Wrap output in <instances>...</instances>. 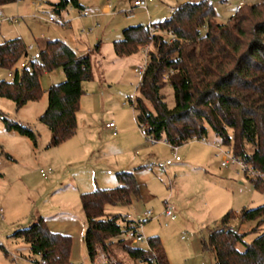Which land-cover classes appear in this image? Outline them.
<instances>
[{"label":"rangeland","instance_id":"1","mask_svg":"<svg viewBox=\"0 0 264 264\" xmlns=\"http://www.w3.org/2000/svg\"><path fill=\"white\" fill-rule=\"evenodd\" d=\"M55 1L17 0L4 5L0 9L5 18L0 22V43L22 37L27 45L33 43L40 50L49 40L62 39L80 55L93 52L94 79L84 82L77 133L58 146H49L51 133L40 116L49 105L47 89L65 79L62 67L42 74L45 92L39 100L17 108L13 100L0 97L1 112L38 134L35 146L31 138L7 130L0 119V264L41 261L23 238L13 236L39 215L48 218L52 231L72 235L73 264H98L90 259L85 243L87 224L81 194L114 188L120 182L118 172L134 169L143 197L135 198L130 205H110L108 210L141 217L152 210L155 218L145 222L144 233L148 237L161 236L168 264H214L215 255L205 250L204 242L229 210L239 213L230 224L238 231L248 232L247 242L264 233V224L252 231L257 222H242L240 218L243 208L264 204V191L255 188L252 176L242 170L239 162L221 164L219 149L211 143L218 142L234 154L212 129L206 136L210 144L190 140L179 146V163L170 165L167 171L150 168L152 163L172 158L174 151L166 141L152 143L136 123L130 99L140 94L141 78L134 69L143 64L144 50L125 57L115 52L114 41L123 38L126 27L157 23L170 17L183 2L201 0H154L148 10L137 8V18L131 20L125 16L129 15L133 0H80L84 9L69 7L61 13L52 7L51 2ZM211 1L217 21L226 23L239 7L260 0ZM108 4L111 10L106 12L104 7ZM85 9L90 15L81 13ZM143 48L150 50L149 46ZM17 67L21 68L20 62ZM15 69L0 66V80H12ZM161 93L173 108L172 85L164 84ZM112 121L117 126L116 135L107 127ZM42 168L52 169L46 178L41 174ZM167 202L175 207L173 221L164 215ZM239 248L245 249L243 245ZM113 258L125 264H145L118 249Z\"/></svg>","mask_w":264,"mask_h":264},{"label":"trees","instance_id":"2","mask_svg":"<svg viewBox=\"0 0 264 264\" xmlns=\"http://www.w3.org/2000/svg\"><path fill=\"white\" fill-rule=\"evenodd\" d=\"M15 1L0 0V9ZM51 5L59 13L69 7L84 9L80 0H56ZM168 30L176 35L174 40L165 33ZM145 46L150 50L138 86L140 94L130 102L146 137L180 146L195 136H208L212 129L237 159L258 172L251 181L256 189L264 191V0L239 7L226 23L217 21L211 0L186 1L167 19L150 25H130L124 29L123 38L114 41L119 57L137 53ZM26 47L22 37L0 43V66L16 68L12 80H0V97L13 100L17 108L39 100L45 92L42 74L62 67L65 79L47 89L49 105L40 116L51 132L49 146L61 145L77 133L84 82L94 79L93 52L80 55L62 39L49 40L39 50L40 59L18 68ZM166 72L168 79L163 78ZM167 83L174 89L173 108L161 93ZM0 119L7 130H15L38 145V134L31 127L1 111ZM117 177L120 182L114 188L81 194L90 259L95 262L100 249L114 264H125L113 258L118 249L145 264H168L160 235L148 237L150 248L133 245L125 237L129 228L125 215L108 210L110 205H130L142 195L133 170L120 171ZM238 214L229 210L220 224L209 231L205 250L214 253V264H264V233L247 242L248 232L238 231L230 224ZM240 218L242 222L256 221L252 231L258 230L264 224V204L243 208ZM13 236L23 238L47 264H73L72 235L52 231L42 215L18 228Z\"/></svg>","mask_w":264,"mask_h":264},{"label":"built area","instance_id":"3","mask_svg":"<svg viewBox=\"0 0 264 264\" xmlns=\"http://www.w3.org/2000/svg\"><path fill=\"white\" fill-rule=\"evenodd\" d=\"M151 1L152 0H133V4L135 7L147 9L149 2H151ZM81 13L83 15H87V14H89V11L83 10ZM3 19H5V18L2 15H0V21H2ZM9 20H12V19H9ZM52 20H53V18H50V21H52ZM152 31L158 32V30L156 28H152ZM165 33L171 37V40H174L176 37V35L171 30L165 31ZM36 47L37 46L33 43L27 45L26 54L22 57V59L20 61V67L21 68L27 66L31 62V60L40 59L41 54H40V51L36 49ZM142 50H144V54H145L144 62L141 66L135 68V72L140 76L141 79L144 75L145 68H146V65L148 63V49L142 48ZM168 76H169V72H166V73H164L163 78L168 79ZM107 127L113 128L114 133L115 134L117 133V128H116L115 122L112 121V122L107 123ZM143 133H144V131H143ZM149 139L151 140L152 143H156L158 141L157 139H155L153 137H151ZM193 140H199L201 142L208 143V140L206 137L198 138L195 136L193 138ZM212 145L219 149L217 155L221 157V164L223 166H228L229 164L237 161L241 165L242 170L247 175H249V176H257L258 175V172L255 171L251 165L245 163L242 160L237 159L234 155H232L230 153V151L228 149L222 148V146L218 142H213ZM171 146H172V149L174 151V156L172 158H168L165 161H160V162L155 163V164L152 163L149 165L150 168L159 167L161 170L167 171L168 167L175 160L181 159L180 156L178 155L179 145H171ZM51 170H52L51 168H49V169L42 168L40 171L44 177H47L48 174L51 172ZM164 215L167 218H169V220H171V221L175 220L176 214H175L173 206H171L170 204H167L166 209L164 211ZM154 218H155V214L152 210H147L143 214V217L132 216L131 214H126L124 217V221L129 225V228H128L127 232L125 233L126 238H128L131 241V243L134 245L144 244L143 246L150 248V242H149L148 236H146L144 233V224L146 221L154 219ZM97 251H98V255H97L96 261H98V264H114L112 262V260L103 251H101L100 249H98ZM39 264H47V262H46V260H42L41 263H39ZM155 264H161V263H155Z\"/></svg>","mask_w":264,"mask_h":264},{"label":"crops","instance_id":"4","mask_svg":"<svg viewBox=\"0 0 264 264\" xmlns=\"http://www.w3.org/2000/svg\"><path fill=\"white\" fill-rule=\"evenodd\" d=\"M154 0H152L151 2H149V5H150V3H152ZM149 5H148V8L147 9H145V10H148L149 9ZM137 8H140V7H135L134 6V4H133V1H132V5H131V11L130 10H128L127 11V13H129V15H127V16H125V18L127 19V20H131V19H136L137 18V14H136V9ZM140 9H144V8H140ZM85 10H87V9H85ZM111 10V5H106L105 7H104V11H106V12H108V11H110ZM130 11V12H129ZM88 15H90V12H89V14H87V15H85V16H88ZM1 22V21H0ZM86 33V32H85ZM88 53H90V52H88ZM134 71H135V69H134ZM134 115H135V113H134ZM135 119H136V117H135ZM136 123H137V121H136ZM116 124V123H115ZM108 128H110V127H108ZM116 128H117V126H116ZM110 129H112L113 130V134H115L114 133V129L113 128H110ZM117 132H118V130H117ZM51 133V132H50ZM117 134V133H116ZM115 134V135H116ZM208 140V139H207ZM197 141H199V140H197ZM158 142V141H157ZM156 142V143H157ZM201 142V141H200ZM201 143H204V142H201ZM204 144H210V142H209V140H208V143H204ZM212 144V143H211ZM179 161H181V159L180 160H175L172 164H174V163H179ZM171 164V165H172ZM169 168V167H168ZM134 172H135V174H136V177H137V169H134L133 170ZM44 177V176H43ZM46 178V177H45ZM137 179H138V177H137ZM138 181H139V179H138ZM139 184L141 185V183H140V181H139ZM141 189H142V186H141ZM143 197V195H141V197L140 198H142ZM168 204V202L166 203V205ZM170 204V203H169ZM171 205V204H170ZM171 206H173V205H171ZM173 208H174V210H175V207L173 206ZM40 216V215H39ZM46 218V217H45ZM36 218H34L33 219V221L35 220ZM46 219H48V218H46ZM167 219H169V218H167ZM32 221V222H33ZM48 221V220H47ZM173 221V220H172ZM66 234H68V233H66Z\"/></svg>","mask_w":264,"mask_h":264}]
</instances>
